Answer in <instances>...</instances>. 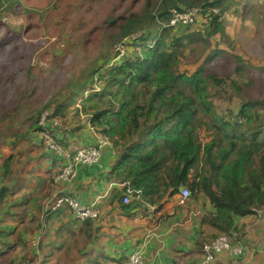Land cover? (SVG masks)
Returning <instances> with one entry per match:
<instances>
[{
    "label": "trees",
    "instance_id": "16d2710c",
    "mask_svg": "<svg viewBox=\"0 0 264 264\" xmlns=\"http://www.w3.org/2000/svg\"><path fill=\"white\" fill-rule=\"evenodd\" d=\"M205 1L197 6L193 0H165L172 5L169 9H200L196 23L188 25L194 32L187 29L178 35L176 26L168 25V9L167 23L155 37L143 30L130 42L127 56L113 63L110 58L92 68L87 78L73 79L74 88L64 98L45 103L27 119L33 131L45 135L58 127L52 119L87 115L91 126L111 140L116 150L111 176L125 183V190H133L135 206H160L166 196L188 187L190 201L198 202L200 196L210 201L203 222L218 231L212 240L236 230L237 218L264 206V63L251 55L256 48L249 44L251 49L243 47L247 55L232 52L233 64L228 62V70H223L218 61L227 50L213 38L228 37L231 45L223 14L234 0ZM111 20L113 26L115 16ZM260 22L264 26V19ZM27 23V32L36 28L30 20ZM235 34L246 38L243 32ZM19 39L0 37V54ZM261 39L263 49L264 28ZM199 43L201 54L187 62L185 49L192 51ZM214 96L226 105L231 100L239 103L237 111L219 110ZM46 110L47 123L40 125ZM25 135L20 126L4 130L0 144L12 138L17 146ZM37 145L31 143L27 153L45 146L44 141ZM17 152L0 157V255L23 248L12 264H32L25 248L32 234L44 225L46 230L48 216L41 215L59 211L45 207L56 190L55 172L48 170L50 176L45 177L34 169L26 171L30 158H22L23 150ZM41 162L36 167L41 168ZM46 187L49 191L43 194ZM7 224L10 227H4Z\"/></svg>",
    "mask_w": 264,
    "mask_h": 264
},
{
    "label": "rangeland",
    "instance_id": "374dc122",
    "mask_svg": "<svg viewBox=\"0 0 264 264\" xmlns=\"http://www.w3.org/2000/svg\"><path fill=\"white\" fill-rule=\"evenodd\" d=\"M193 2L202 6L206 1ZM170 7L172 5L167 6L165 0H1L0 22L5 26L0 29V37L13 35L14 39H20L10 42L8 49L0 54V135L4 130L10 132L20 126L36 146L44 141L43 134L33 132L30 127L28 114H34L47 102L61 100L74 88L71 83L73 79L87 78L89 71L113 59L114 47L126 34L124 32L144 30L155 37L167 23ZM263 10L264 0H234L225 11L223 23L231 45L227 42L228 37L213 38L219 47L227 50L218 61L223 70H228V62L233 64L232 52H243L246 56L243 47L251 49L249 44L256 48L251 55L264 63L261 39L264 26L260 22L264 19ZM114 16L116 22L112 26ZM29 20L36 28L27 32ZM187 29L189 33L195 31L190 26L176 27L178 35ZM236 31L243 32L246 38L234 37ZM134 49L135 46L131 44V52ZM202 49V43L193 44L192 51L190 47L185 49V52H189L185 60L194 59ZM214 100L218 109L224 112L228 108L237 111L239 106L232 100L226 105L218 96H214ZM13 144L12 138L3 141L0 144V157L3 152L10 153ZM28 146L27 140L19 146L25 156ZM34 157L36 160L42 159L39 147L35 149ZM44 165L42 174H48L50 163L44 162ZM65 165L58 166L54 172L61 171ZM47 191L48 187L45 194ZM45 231L44 225L35 234H44ZM33 237L32 234V241ZM44 264H49V261Z\"/></svg>",
    "mask_w": 264,
    "mask_h": 264
},
{
    "label": "crops",
    "instance_id": "0c3cea01",
    "mask_svg": "<svg viewBox=\"0 0 264 264\" xmlns=\"http://www.w3.org/2000/svg\"><path fill=\"white\" fill-rule=\"evenodd\" d=\"M80 117L61 119V125L54 130L56 139L64 144L65 154L58 156L44 146L43 150L39 148L42 159L36 160L32 147L33 151L22 157L30 158L26 171L34 169L37 175L49 177L50 174H42L44 162L50 163L49 170L53 173L58 166L67 164L79 147L95 144L98 131L90 128L87 115L81 114ZM25 140L29 145L32 143L31 138L25 135L17 146L14 140L10 153L3 152L2 155L19 151ZM115 159L114 147L104 146L97 163L79 165L72 182L54 185L56 190L48 202L55 194L76 195L83 204L99 209L100 217L76 219L66 204L57 212L42 215L48 216L45 233L39 243L31 240V245L25 248L30 250L31 263L126 264L133 251L141 250L147 264H200L204 243L218 234L203 222L204 212L212 207L209 199L200 196L198 202L190 199L182 202L180 193H177L166 196L160 206L143 203V206L136 207L134 198L125 203V183L117 182L111 176ZM40 161L42 167L38 168L36 163ZM27 177L33 179L32 174ZM1 185L0 177V188ZM236 225L237 231L231 233H238L243 239V253L219 251L215 264H264V206L261 212L237 218ZM5 226L10 227L8 224ZM22 250L17 248L0 255L3 258H0L1 264H12Z\"/></svg>",
    "mask_w": 264,
    "mask_h": 264
},
{
    "label": "built area",
    "instance_id": "2783aa9c",
    "mask_svg": "<svg viewBox=\"0 0 264 264\" xmlns=\"http://www.w3.org/2000/svg\"><path fill=\"white\" fill-rule=\"evenodd\" d=\"M199 8H190L189 10H179L172 8L170 10L171 18L170 25H191L196 23L197 17L199 15ZM141 33H135L121 40L115 47V51L118 52V58L126 55L127 45L130 40L139 37ZM50 111L46 110L43 112L41 118L39 119L40 125H45L47 123ZM54 126H60L61 121L58 119H52ZM94 129V128H93ZM98 134L97 142L93 145L81 146L74 153L73 157L68 160L67 164L62 168L61 171L56 172L53 175L55 184H60L62 182H72L76 174V170L79 165H92L97 163L101 156V150L104 146L112 145L111 140H109L105 135ZM45 148L54 151L58 156L64 155L66 150L60 144H58L54 138L53 133L43 134ZM181 201L187 200L191 191L188 187H183L180 191ZM134 198L133 190L128 189L126 195L123 198L125 203H130ZM64 204H68L73 211V215L76 219L85 220L87 218H99L100 211L94 205L88 206L83 204L77 196H56L54 195L52 201L46 204V210H56L62 207ZM260 209L258 212H261ZM44 216H42L43 218ZM42 234H35L33 237L34 243H39ZM1 242V237H0ZM234 243V244H233ZM229 251L234 254H241L243 252V239L238 237L235 233H222L216 238L205 242L203 245V259L200 264H215L216 253L219 251ZM126 264H147L145 256L141 250L133 251L126 262Z\"/></svg>",
    "mask_w": 264,
    "mask_h": 264
},
{
    "label": "clouds",
    "instance_id": "9594fccd",
    "mask_svg": "<svg viewBox=\"0 0 264 264\" xmlns=\"http://www.w3.org/2000/svg\"><path fill=\"white\" fill-rule=\"evenodd\" d=\"M172 9V8H171ZM171 9H169V14H168V16H169V20H168V25H170L169 23H170V18H171V13H170V10ZM176 9H178V8H176ZM171 26V25H170ZM177 26H188V25H177ZM176 26V27H177ZM143 32L144 31H140V32H136V33H141V35L143 34ZM133 34H135V33H132V34H129V35H127V36H125V37H128V36H130V35H133ZM140 35V36H141ZM139 36V37H140ZM125 37H123L121 40H123ZM136 38H138V37H136ZM135 39V38H134ZM120 40V41H121ZM132 40H130L129 41V43H128V45H127V53L129 54V44H130V42H131ZM114 52H116L115 51V47H114ZM127 53H126V55H124V56H122V57H120V58H118V56H119V54H118V52H116V54H115V57L111 60L112 61V63L113 62H119L123 57H125V56H127ZM89 124H90V120H89ZM90 128H94L93 126H91V124H90ZM94 130H96L95 128H94ZM54 133V132H53ZM98 133V132H97ZM100 134V133H99ZM54 138H55V140H56V137H55V133H54ZM56 142L58 143V144H60L62 147H64L59 141H57L56 140ZM112 146H113V144H112ZM42 235H43V233H42ZM241 238V237H240ZM210 241V240H209ZM234 244V243H233ZM244 251V250H243ZM243 253V252H242ZM234 254V253H233Z\"/></svg>",
    "mask_w": 264,
    "mask_h": 264
}]
</instances>
